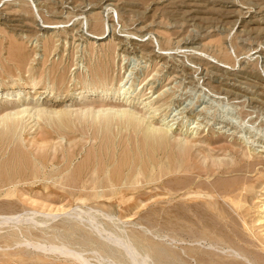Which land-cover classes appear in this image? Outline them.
<instances>
[{
	"label": "rangeland",
	"instance_id": "374dc122",
	"mask_svg": "<svg viewBox=\"0 0 264 264\" xmlns=\"http://www.w3.org/2000/svg\"><path fill=\"white\" fill-rule=\"evenodd\" d=\"M8 115L0 264H264V0H0Z\"/></svg>",
	"mask_w": 264,
	"mask_h": 264
},
{
	"label": "bare ground",
	"instance_id": "6f19581e",
	"mask_svg": "<svg viewBox=\"0 0 264 264\" xmlns=\"http://www.w3.org/2000/svg\"><path fill=\"white\" fill-rule=\"evenodd\" d=\"M103 67V66H102ZM108 82V81H107ZM106 83V82H105ZM109 83V82H108ZM104 85V84H103ZM108 85H110V84H108ZM108 85H106L105 87H109ZM101 88H102V86H101ZM100 88V89H101ZM100 89H97V90H94V91H90V93H91V95H93V94H97L98 93V91H100ZM102 90V89H101ZM102 91H104V90H102ZM123 95L124 94H126V93H122ZM122 96V95H121ZM149 107V106H148ZM90 109V108H89ZM92 110H93V108H92ZM94 111V110H93ZM22 112H24V111H22ZM118 112V111H117ZM131 112V111H130ZM103 113H104V111H103ZM22 114V113H21ZM97 114H101V113H97ZM118 114H120V112H118ZM136 114V113H135ZM135 114H134V116L133 115H130V114H128V112H127V115H129L130 117H131V121H135ZM120 115H126V112H121V114ZM120 115H118L119 117H120ZM146 115V114H145ZM14 116H16V114L14 115ZM14 116H11V115H8V116H6V117H3L1 120H0V125L1 126H3V128H6L8 131H9V133H12V134H16V132H18L17 130H18V128H19V122H18V120L17 121H15V120H12V118L11 117H14ZM95 116V115H94ZM137 116V115H136ZM16 117H19V116H16ZM95 118V117H94ZM144 118V117H143ZM120 119V118H119ZM145 119V118H144ZM166 119V118H165ZM149 120V119H148ZM151 121V120H150ZM164 121V120H163ZM163 121H162V123H163ZM141 125H145V127L147 128V130L145 131V133H146V135L148 136L147 137V142H148V144L147 145H149L150 146V143H149V141H153L154 142V145H157V146H161V144H163L167 139H166V137H167V135L169 134V131L168 130H165V129H162V127H159V128H157V127H155V125H153V123H152V121L151 122H149V121H147V120H143V119H140L139 121H138ZM156 122V121H155ZM158 124V123H157ZM166 124V123H165ZM165 126V125H164ZM146 128H144V129H146ZM170 128V127H169ZM14 137H15V135H14ZM136 144H137V142H136ZM144 147H147L146 145H144ZM137 149H138V147H137ZM158 149V148H157ZM160 149V148H159ZM140 150V149H139ZM147 150V149H146ZM147 152V151H146ZM139 153V152H138ZM148 154V153H147ZM141 156V155H140ZM142 157V156H141ZM148 157V156H147ZM127 158V157H126ZM138 158V157H137ZM139 159V158H138ZM142 159V158H141ZM143 160V159H142ZM142 160H140L141 162H142ZM145 161V160H144ZM140 162V163H141ZM147 163V162H146ZM149 163V162H148ZM147 163V164H148ZM145 164V163H144ZM151 164V163H150ZM225 164H223V163H213V166H224ZM140 166V165H139ZM149 168H151V167H149ZM20 218V217H19ZM92 218V217H91ZM125 242V241H124ZM42 243V242H41ZM124 244H126V246L128 247V248H131V246L129 247V243L127 244L126 242L124 243ZM45 247V246H44ZM52 249H54L53 247H52ZM63 249V248H62ZM62 249H60L61 251H63L64 252V249L62 250ZM62 252V253H63ZM133 253H135L134 251H133ZM134 259V264H142L141 263V261H139V260H137L135 257L133 258Z\"/></svg>",
	"mask_w": 264,
	"mask_h": 264
}]
</instances>
